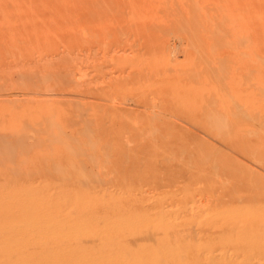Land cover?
Instances as JSON below:
<instances>
[{
    "label": "rangeland",
    "instance_id": "1",
    "mask_svg": "<svg viewBox=\"0 0 264 264\" xmlns=\"http://www.w3.org/2000/svg\"><path fill=\"white\" fill-rule=\"evenodd\" d=\"M0 264H264V0H0Z\"/></svg>",
    "mask_w": 264,
    "mask_h": 264
},
{
    "label": "bare ground",
    "instance_id": "2",
    "mask_svg": "<svg viewBox=\"0 0 264 264\" xmlns=\"http://www.w3.org/2000/svg\"><path fill=\"white\" fill-rule=\"evenodd\" d=\"M160 60V59H159ZM161 112V111H160Z\"/></svg>",
    "mask_w": 264,
    "mask_h": 264
}]
</instances>
